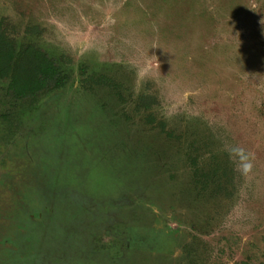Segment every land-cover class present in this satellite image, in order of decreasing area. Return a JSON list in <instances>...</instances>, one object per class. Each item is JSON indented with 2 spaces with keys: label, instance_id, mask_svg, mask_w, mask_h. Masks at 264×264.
<instances>
[{
  "label": "rangeland",
  "instance_id": "obj_1",
  "mask_svg": "<svg viewBox=\"0 0 264 264\" xmlns=\"http://www.w3.org/2000/svg\"><path fill=\"white\" fill-rule=\"evenodd\" d=\"M0 25L21 72L70 76L24 103L0 78V264H264V0H0Z\"/></svg>",
  "mask_w": 264,
  "mask_h": 264
},
{
  "label": "trees",
  "instance_id": "obj_2",
  "mask_svg": "<svg viewBox=\"0 0 264 264\" xmlns=\"http://www.w3.org/2000/svg\"><path fill=\"white\" fill-rule=\"evenodd\" d=\"M4 35L0 25V78L5 77L4 75L8 77L9 96L12 95L15 101H31L40 93L61 88L69 81V74L63 73L54 60H50L38 50L27 51V57L33 58L32 68L21 72L20 55L16 54L14 57V51L9 47L11 45Z\"/></svg>",
  "mask_w": 264,
  "mask_h": 264
}]
</instances>
